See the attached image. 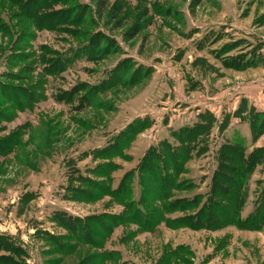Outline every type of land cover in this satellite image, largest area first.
Segmentation results:
<instances>
[{
    "label": "rangeland",
    "instance_id": "rangeland-1",
    "mask_svg": "<svg viewBox=\"0 0 264 264\" xmlns=\"http://www.w3.org/2000/svg\"><path fill=\"white\" fill-rule=\"evenodd\" d=\"M117 2L119 29L97 0H0V236L19 241L27 264H264V231L227 224L232 205L218 230L176 222L210 208L214 184L233 190V172L215 181L222 146L264 149L251 127L264 121L252 117L264 113L252 104L264 86L251 85L264 82V0L109 5ZM254 51L260 66L225 67ZM202 113L214 123L191 145L184 172L171 171L174 188L147 176V190L132 196L146 203L137 214L132 197L113 191L128 172L138 177L152 147L178 145L173 133ZM138 121L151 126L121 155L95 153L117 150L114 139ZM245 177L242 218L264 190V156ZM179 200L190 210L165 212Z\"/></svg>",
    "mask_w": 264,
    "mask_h": 264
},
{
    "label": "trees",
    "instance_id": "trees-1",
    "mask_svg": "<svg viewBox=\"0 0 264 264\" xmlns=\"http://www.w3.org/2000/svg\"><path fill=\"white\" fill-rule=\"evenodd\" d=\"M202 0H195V6L200 5ZM98 10L100 15L107 16L109 22H117V28L122 26V17L124 11V4L117 2L114 5H109V0H97ZM148 16V13H145L144 18ZM234 50L229 49L226 52ZM225 52V53H226ZM256 52H251L249 58L242 60L243 56H238L236 59L237 62H224L226 68L233 69H246L252 67L260 66V57L254 56ZM253 54V55H252ZM245 58V57H244ZM244 112V111H243ZM256 113V112H255ZM253 114V119L258 117H263L264 113ZM257 115V116H256ZM241 116V115H238ZM252 119V118H251ZM252 119V120H253ZM263 120L260 125L256 123H251L252 132L254 138L260 137L264 134ZM214 123L210 113H202L199 115V123L193 127H184L180 130H177L173 133L176 141L179 142L178 145H174L172 142H165L161 144L160 147H152L148 150L145 157L142 159L138 177L135 172H128L123 179V182L120 184L119 188L116 191H113L115 194H119L122 189L121 195L129 197V199L135 194V187L139 186L140 190L145 192L146 187L144 188L145 183L147 182V176L151 175L152 180L156 182L157 185L163 186L167 191L173 189L175 186L173 174H181L184 172V165L189 160L190 157V148L191 145L198 140L199 137L203 136L208 131V126ZM150 123L145 121H138L137 123L129 125L125 128L120 135L114 139L113 144L119 142V147L117 150H110L112 146H109L104 149L96 150L95 153L104 159H113L121 155L125 147L141 132L150 127ZM224 129V128H223ZM264 156V149H256L250 155H246V148L242 142H233L227 145L222 146L218 161L219 169L216 172L215 181L218 183H225V180L222 178L225 175H228L229 171L233 172L234 176L232 179L235 181H228L233 184V190L231 193H227L222 187H218L217 184H214L212 187L213 190V200L211 199V207L204 206L196 216H189L185 218L176 219V222H184V226L193 228V229H207V230H218L225 226V222L230 217V213L234 210L233 216L234 219H230L229 223L243 230H252V231H264V190L261 193L260 200L257 203L256 210L250 213L246 218H242L243 210L239 208L241 206V197L245 196V192H242V188L245 186L246 181L245 174H251L252 170L259 164L260 160ZM169 163V165L167 164ZM138 178V180H137ZM136 180L138 183H136ZM126 181V182H125ZM154 182V183H155ZM125 183V184H124ZM124 184V185H123ZM150 191V190H148ZM225 199L227 205L221 203ZM125 200V198H124ZM181 200L176 201L175 203H168L166 207L167 213H173L177 211H189L190 209L180 206ZM244 202H242L243 204ZM130 207L132 206L137 208V214H141L142 207L146 206V203L140 199H133L129 203ZM132 204V205H131ZM232 207V210L230 209ZM146 220L150 219L149 216H145ZM163 220V219H162ZM55 222H58L57 219H54ZM79 226H82V222L79 219L73 220ZM173 222V221H172ZM175 222V223H176ZM61 225L64 226L74 240H83L79 239L78 236V227L69 223L68 219L61 220ZM10 241V242H9ZM88 241L93 242L92 239ZM87 243V242H86ZM26 251L19 246V241L17 239H10L5 236H0V264H27L26 263Z\"/></svg>",
    "mask_w": 264,
    "mask_h": 264
},
{
    "label": "crops",
    "instance_id": "crops-1",
    "mask_svg": "<svg viewBox=\"0 0 264 264\" xmlns=\"http://www.w3.org/2000/svg\"><path fill=\"white\" fill-rule=\"evenodd\" d=\"M255 85V84H260L262 86H264V82H261V81H255V82H252L251 85ZM252 104L258 108L259 110H261L260 108H263L262 110L264 111V96L260 93V95H257L256 97H253L252 95ZM259 143V142H258ZM257 143V144H258Z\"/></svg>",
    "mask_w": 264,
    "mask_h": 264
}]
</instances>
